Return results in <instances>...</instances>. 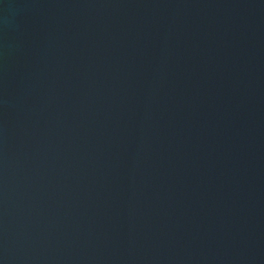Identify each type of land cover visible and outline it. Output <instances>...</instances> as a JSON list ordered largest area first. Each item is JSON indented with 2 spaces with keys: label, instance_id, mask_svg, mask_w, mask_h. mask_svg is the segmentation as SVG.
Segmentation results:
<instances>
[{
  "label": "water",
  "instance_id": "obj_1",
  "mask_svg": "<svg viewBox=\"0 0 264 264\" xmlns=\"http://www.w3.org/2000/svg\"><path fill=\"white\" fill-rule=\"evenodd\" d=\"M0 264H264V0H0Z\"/></svg>",
  "mask_w": 264,
  "mask_h": 264
}]
</instances>
